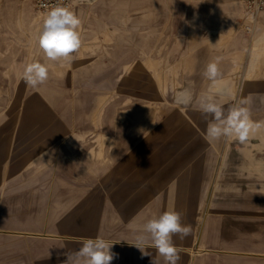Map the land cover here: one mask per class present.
Instances as JSON below:
<instances>
[{
	"label": "rangeland",
	"instance_id": "rangeland-1",
	"mask_svg": "<svg viewBox=\"0 0 264 264\" xmlns=\"http://www.w3.org/2000/svg\"><path fill=\"white\" fill-rule=\"evenodd\" d=\"M132 24L129 15L114 32L80 31V49L57 62L46 59L35 32L29 46L13 49L22 63L14 77L37 61L49 77L37 88L14 79L20 94L0 96V264H64L67 251L97 237L115 242L111 264H150L130 244L149 219L171 210L193 228L184 240L173 237L178 264H264V129L243 144L210 142V117L200 109L210 96L264 121L260 18L209 48L221 75L230 70L215 81L204 76L210 62L196 54L209 40L158 47L151 64L137 63L148 57L131 45ZM181 51L189 56L183 69ZM184 90L189 105L176 102Z\"/></svg>",
	"mask_w": 264,
	"mask_h": 264
},
{
	"label": "crops",
	"instance_id": "crops-1",
	"mask_svg": "<svg viewBox=\"0 0 264 264\" xmlns=\"http://www.w3.org/2000/svg\"><path fill=\"white\" fill-rule=\"evenodd\" d=\"M175 1H179V5L174 11L171 5L172 0H95L91 6H86L85 0H72L71 9L81 20L79 29L81 32H90V26L96 28V32H114L115 21L119 23L122 17L132 15L134 38L131 45L138 48L140 54L143 53L148 57L147 60L136 62H148L149 64L156 59L158 47L189 49L198 41L206 39L209 40L211 47L198 50L196 54L204 56L207 63L214 62L216 58L210 49L215 47L212 45L216 46L215 43L218 40L228 43L230 38L235 39V36H231L238 31L237 25L241 26L249 19V15L238 0ZM29 4L31 5L29 0H0V96L12 97L20 94L19 91H14L13 87V80L19 77H14L12 72L16 69L13 68V65L20 66L22 63L20 54L18 52L14 54L13 49L29 46L28 34L35 32L38 37L41 29V26L38 25L35 26L36 29L28 30L31 20H35V17L39 15L32 5L31 12L28 8ZM258 17L261 21L259 25L264 30V11ZM95 22L97 24H94ZM98 26L99 29H97ZM174 32L175 34H173ZM110 35H114V33ZM89 37L90 33L84 36L85 39ZM81 40H83L82 36ZM162 40H164L163 43ZM186 54L185 51H181L179 62L182 69L183 66L187 67L188 65L189 56ZM14 56L18 59L16 60ZM2 65H8V67ZM19 70L18 73L22 71L21 67ZM229 72L230 70H228ZM226 74H222L218 78L220 79ZM167 79H172L171 75ZM181 189L180 186L175 187V191Z\"/></svg>",
	"mask_w": 264,
	"mask_h": 264
},
{
	"label": "clouds",
	"instance_id": "clouds-1",
	"mask_svg": "<svg viewBox=\"0 0 264 264\" xmlns=\"http://www.w3.org/2000/svg\"><path fill=\"white\" fill-rule=\"evenodd\" d=\"M80 27V18L67 7L57 5L47 11L37 37V44L46 59L53 62L66 60L77 52L82 43ZM219 61L217 57L207 65L204 76L208 80L215 81L221 75ZM48 77L49 66L39 61L26 64L19 74V79L32 88L44 84ZM176 102L189 105L192 102L191 92H179ZM200 109L205 119L210 117L206 128V139L210 142L226 138L243 144L254 133L264 129V121H253L249 109L239 103L225 108L212 97L205 96L200 101ZM192 234V226L181 222L179 212L165 211L149 219L130 245L141 252L142 258L151 257L150 264H161V258L163 264H178L182 249L174 243L173 237L184 240ZM114 243L100 237L82 239L78 249L65 253L64 264H111L118 256L111 251ZM148 248L155 249L157 255L153 257Z\"/></svg>",
	"mask_w": 264,
	"mask_h": 264
},
{
	"label": "built area",
	"instance_id": "built-area-1",
	"mask_svg": "<svg viewBox=\"0 0 264 264\" xmlns=\"http://www.w3.org/2000/svg\"><path fill=\"white\" fill-rule=\"evenodd\" d=\"M34 10L41 16H45L54 6L72 7V0H29ZM250 20H256L258 15L264 11V0H238Z\"/></svg>",
	"mask_w": 264,
	"mask_h": 264
}]
</instances>
